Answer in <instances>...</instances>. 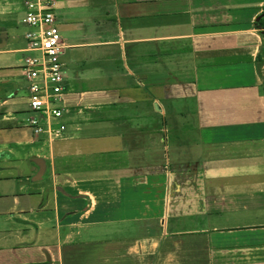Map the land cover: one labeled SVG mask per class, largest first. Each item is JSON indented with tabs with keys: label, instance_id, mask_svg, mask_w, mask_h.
Wrapping results in <instances>:
<instances>
[{
	"label": "crops",
	"instance_id": "obj_1",
	"mask_svg": "<svg viewBox=\"0 0 264 264\" xmlns=\"http://www.w3.org/2000/svg\"><path fill=\"white\" fill-rule=\"evenodd\" d=\"M54 3L59 133L0 22V264H264V0Z\"/></svg>",
	"mask_w": 264,
	"mask_h": 264
},
{
	"label": "built area",
	"instance_id": "obj_2",
	"mask_svg": "<svg viewBox=\"0 0 264 264\" xmlns=\"http://www.w3.org/2000/svg\"><path fill=\"white\" fill-rule=\"evenodd\" d=\"M21 21L28 28L24 33L27 53L20 64L27 81L30 115L27 125L33 133L61 132L63 123L53 126L49 117H61L64 95V73L60 53L64 41L56 22L54 0H23Z\"/></svg>",
	"mask_w": 264,
	"mask_h": 264
},
{
	"label": "rangeland",
	"instance_id": "obj_3",
	"mask_svg": "<svg viewBox=\"0 0 264 264\" xmlns=\"http://www.w3.org/2000/svg\"><path fill=\"white\" fill-rule=\"evenodd\" d=\"M12 2V6H11V10L8 12H5L4 14L0 15V22L2 24H4L7 28L8 31L10 32V35H14L16 36V39L10 38V41L12 43H8L5 47L3 48H7V47H14V46H22L24 45V33L27 30L28 26L23 23L21 21V17L23 15L24 12V6H23V0H9ZM27 52L24 51H19L17 53V56H24ZM8 53L6 52H2L0 53V62L5 61V59H3L2 57L7 55ZM21 93L23 95H26V90L22 89ZM21 110H25V105H23L21 107ZM27 112V113H26ZM30 112L28 111H21L20 115L24 114V116L26 117L27 115L29 116ZM21 167L23 168V172L21 173L20 176L22 179L27 177V180H25L26 184H33L35 185L36 183H38L40 181V179H36L33 180L31 178L32 174H34L32 172V170H37V164L35 162H33L32 160H22L21 162H19ZM25 170V171H24ZM49 168L46 169V172L44 174V179H46L47 174H48ZM42 182V181H41ZM14 185V183L12 182V185L10 184V187H12Z\"/></svg>",
	"mask_w": 264,
	"mask_h": 264
},
{
	"label": "water",
	"instance_id": "obj_4",
	"mask_svg": "<svg viewBox=\"0 0 264 264\" xmlns=\"http://www.w3.org/2000/svg\"><path fill=\"white\" fill-rule=\"evenodd\" d=\"M35 161L39 165L40 170H42L44 168V159L42 157H35Z\"/></svg>",
	"mask_w": 264,
	"mask_h": 264
},
{
	"label": "trees",
	"instance_id": "obj_5",
	"mask_svg": "<svg viewBox=\"0 0 264 264\" xmlns=\"http://www.w3.org/2000/svg\"><path fill=\"white\" fill-rule=\"evenodd\" d=\"M263 23V22H262Z\"/></svg>",
	"mask_w": 264,
	"mask_h": 264
}]
</instances>
